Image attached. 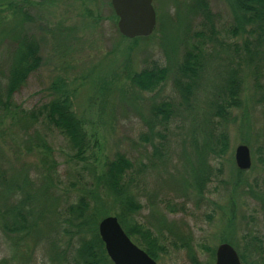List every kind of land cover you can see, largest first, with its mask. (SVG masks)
<instances>
[{"label":"rangeland","instance_id":"rangeland-1","mask_svg":"<svg viewBox=\"0 0 264 264\" xmlns=\"http://www.w3.org/2000/svg\"><path fill=\"white\" fill-rule=\"evenodd\" d=\"M30 1L26 19L0 13L4 31L35 38L41 56L13 101L26 110L38 108L54 98L51 86L62 78L72 92L87 147L77 154L64 133L38 123L57 164L49 181L37 151L27 144L32 131L25 133L10 119L0 121V166L16 182L12 201L28 196L32 219L45 211V220L28 231H5L0 223V260L77 264L76 248L87 232L76 221L62 223L58 217L80 196L86 197L90 212L98 206L97 216L104 209L113 215L109 211L116 205L103 176L118 155L131 163L124 181L141 205L131 218L165 246L157 263L213 264V251L223 239L237 254L244 236L256 235L264 246V29L247 25L234 0H153V32L130 40L119 34L110 0ZM0 8H5L3 0ZM10 49L9 38L0 34V73ZM189 51L200 59L195 80L180 69ZM154 65L167 68L154 91L131 83L128 75ZM231 68L240 78V104L225 119L214 117L217 129L228 136V148L206 156L210 179L197 194L193 172L205 139L204 118L221 98ZM188 80L194 83L186 94ZM163 101L172 104L164 124L152 111ZM239 144L250 151L251 166L244 171L234 161ZM8 204L0 198L3 218H8Z\"/></svg>","mask_w":264,"mask_h":264},{"label":"trees","instance_id":"trees-1","mask_svg":"<svg viewBox=\"0 0 264 264\" xmlns=\"http://www.w3.org/2000/svg\"><path fill=\"white\" fill-rule=\"evenodd\" d=\"M234 1L236 6L243 12L244 22L250 27H254V30L262 31L264 29V0ZM3 2L5 8H0V13L7 11L14 18L22 20L28 16L27 10L32 4L30 0H3ZM204 12H207L206 8H204ZM2 22L0 20V34L9 38L11 49L4 63L5 71L0 73V121L10 119L14 126L21 128L25 133L32 131L31 139L29 138L27 144L33 146L37 151L39 168L42 169L45 178L50 181L56 174L57 164L52 157L50 145L36 128L37 124H47L60 130L68 137L77 154H79L85 151L87 147V143L83 141L85 135L83 123L72 109V92L65 85L66 83L62 78L55 81L51 86L53 87L54 98L38 108L26 110L13 101L14 94L25 85L29 75L40 66L41 56L35 38L25 34L12 35L10 33H14L13 30L5 32V29L1 27ZM249 31V33H252V30ZM137 39L139 38L130 40ZM247 51L249 52L248 49ZM180 69L183 74H187L189 78L195 80L200 72L199 55L189 51L182 65H180ZM166 75L167 68L165 66L154 65L133 72L128 77L131 83L140 90L154 91L164 81ZM193 80H188L183 85L186 94L191 92ZM239 90L240 78L238 72L236 69L231 68L224 85L220 89L221 98L215 104H212L209 114L204 118L203 137L205 135V139L199 152L197 165L194 168L195 174L193 172L194 189L197 194H202L206 183L210 179V167L206 164V156L210 153L221 155L228 148V136L225 131L217 129L216 124L218 121L216 123L214 117L225 119L232 108L239 106ZM152 111L155 116L160 117V122L164 124L171 115L172 104L169 101H163L154 106ZM244 143H247V141H244ZM130 165V161L123 155L116 156L114 160L107 164V170L103 176V186L110 192L113 203L116 205V210L109 212L117 217L129 238L156 260L158 253L165 250V246L150 228L131 218V215L139 210L141 205L135 201L124 181V173ZM29 182L27 176L24 175L22 183L27 184ZM15 188V180L9 178L5 168L0 166V198H3L4 204L9 203L6 210L4 209L8 218H3V213L0 212L1 227L5 231L9 230L11 232L28 231L32 227L31 225H35L38 220H45L43 216L45 211L40 210L37 212L36 217L32 219L35 210L30 204L26 206L31 201L28 196L12 201ZM97 207L90 212V205L86 197L80 196L76 202L66 207L63 216L58 217L62 223L76 221L75 225L87 232V236L81 238L76 248L74 257L77 264H112L106 255L104 245L97 231V224L101 218L107 215V211L104 209L102 211L104 214L97 216L95 214L98 211ZM243 238L244 243L240 244L242 251L238 253L242 263L264 264L262 239L256 235L244 236ZM222 241L227 240L223 239ZM246 254L254 258L250 261L247 260ZM0 264H7L6 260H0Z\"/></svg>","mask_w":264,"mask_h":264},{"label":"water","instance_id":"water-1","mask_svg":"<svg viewBox=\"0 0 264 264\" xmlns=\"http://www.w3.org/2000/svg\"><path fill=\"white\" fill-rule=\"evenodd\" d=\"M152 1L110 0L112 10L117 17L116 27L120 35L127 39L151 35L156 24ZM234 161L239 170L249 169L251 157L247 145L239 144L235 147ZM97 231L112 264H165L157 263L137 246L114 215L101 218L97 224ZM214 254L213 264H243L236 250L229 243L218 244Z\"/></svg>","mask_w":264,"mask_h":264}]
</instances>
